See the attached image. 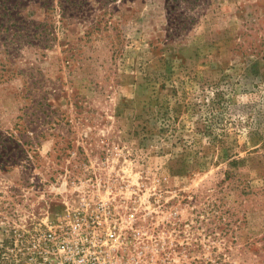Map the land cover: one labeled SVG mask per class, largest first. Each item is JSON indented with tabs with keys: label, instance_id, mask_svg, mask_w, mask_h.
I'll return each instance as SVG.
<instances>
[{
	"label": "rangeland",
	"instance_id": "1",
	"mask_svg": "<svg viewBox=\"0 0 264 264\" xmlns=\"http://www.w3.org/2000/svg\"><path fill=\"white\" fill-rule=\"evenodd\" d=\"M84 1L0 0V264L101 198L153 264H264V0Z\"/></svg>",
	"mask_w": 264,
	"mask_h": 264
},
{
	"label": "built area",
	"instance_id": "2",
	"mask_svg": "<svg viewBox=\"0 0 264 264\" xmlns=\"http://www.w3.org/2000/svg\"><path fill=\"white\" fill-rule=\"evenodd\" d=\"M65 216L69 218L63 217L46 225L44 230L35 229L31 233L33 264H153L157 261L146 252L133 254L128 246V235L135 230L137 219L132 208L120 213L110 200L101 198L82 201L79 207L66 211ZM148 238L146 235L143 240Z\"/></svg>",
	"mask_w": 264,
	"mask_h": 264
},
{
	"label": "trees",
	"instance_id": "3",
	"mask_svg": "<svg viewBox=\"0 0 264 264\" xmlns=\"http://www.w3.org/2000/svg\"><path fill=\"white\" fill-rule=\"evenodd\" d=\"M61 10L64 12V14L68 11L70 12V15L73 16L75 14L83 13L85 8L87 7V4L84 0H59ZM110 1L114 0H99L96 1V3L100 4L102 7V14L101 16H105V13L107 11L106 6ZM165 1V7H166V15L168 17V20L172 26V30L174 31H180L181 29H187L189 26L193 23L195 17L192 14L194 11V14L196 12V8L200 7L204 4L205 0H164ZM2 12L0 15H8L10 14L9 9H6L3 5H0V10ZM100 20H96V22H99ZM105 25V23H104ZM96 27L97 25L94 24ZM102 28H105L103 26ZM35 31L32 33V37L35 35ZM38 32L36 33V35Z\"/></svg>",
	"mask_w": 264,
	"mask_h": 264
}]
</instances>
